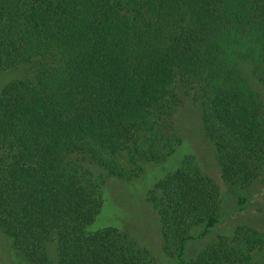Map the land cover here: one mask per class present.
Masks as SVG:
<instances>
[{
	"label": "trees",
	"instance_id": "trees-1",
	"mask_svg": "<svg viewBox=\"0 0 264 264\" xmlns=\"http://www.w3.org/2000/svg\"><path fill=\"white\" fill-rule=\"evenodd\" d=\"M22 67L33 77L0 93V232L31 264H154L119 229L87 228L110 178H138L182 144L178 87L200 104L224 183L263 174L264 0H0V71ZM148 197L179 264H264L249 226L180 262L222 210L194 157Z\"/></svg>",
	"mask_w": 264,
	"mask_h": 264
},
{
	"label": "rangeland",
	"instance_id": "rangeland-1",
	"mask_svg": "<svg viewBox=\"0 0 264 264\" xmlns=\"http://www.w3.org/2000/svg\"><path fill=\"white\" fill-rule=\"evenodd\" d=\"M29 77H33V72L27 67L0 71V93L8 83ZM177 91L182 105L177 109L174 121L182 144L164 163L148 164L138 178L129 181L110 178L101 212L87 228L89 232L110 227L119 229L141 249L147 250L154 264H179V259L163 249L161 223L148 194L157 182L181 168L188 156L194 157L220 185L222 210L219 223L207 233L203 234L202 226L192 229L194 237L186 244L180 262L193 260L220 237H231L240 226H249L264 234V170L249 187L226 185L214 157V146L205 134L200 104L194 92L182 87ZM0 250V264H31L16 252L12 240L2 232ZM50 252L55 255V248L51 247ZM260 255H256L257 260Z\"/></svg>",
	"mask_w": 264,
	"mask_h": 264
}]
</instances>
